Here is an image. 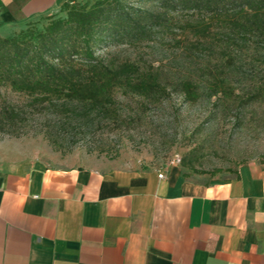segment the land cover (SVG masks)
<instances>
[{"label": "rangeland", "instance_id": "1", "mask_svg": "<svg viewBox=\"0 0 264 264\" xmlns=\"http://www.w3.org/2000/svg\"><path fill=\"white\" fill-rule=\"evenodd\" d=\"M95 1L73 4L88 8ZM129 4L150 5L147 0ZM201 18L172 11L147 40L105 38L93 45L104 62H134L156 72L167 88L156 97L116 87L112 116L85 114L73 102L35 101L0 86V172L111 163L157 168L173 162L190 174L226 178L242 162L264 160V44L252 38L227 46L215 20L210 33L200 36ZM46 22L32 26L42 29ZM27 25L0 35L13 36ZM184 79L196 84V99L184 96Z\"/></svg>", "mask_w": 264, "mask_h": 264}, {"label": "crops", "instance_id": "2", "mask_svg": "<svg viewBox=\"0 0 264 264\" xmlns=\"http://www.w3.org/2000/svg\"><path fill=\"white\" fill-rule=\"evenodd\" d=\"M71 1L0 0V34ZM0 264H264V160L0 172Z\"/></svg>", "mask_w": 264, "mask_h": 264}, {"label": "trees", "instance_id": "3", "mask_svg": "<svg viewBox=\"0 0 264 264\" xmlns=\"http://www.w3.org/2000/svg\"><path fill=\"white\" fill-rule=\"evenodd\" d=\"M147 1L150 5L143 7L129 0H96L86 8L73 0L61 6V14L39 19H47L42 29L32 26L36 20L13 36L0 35V86L35 101L73 102L85 114L112 116L109 105L116 87L156 97L167 88L156 72L141 70L134 62L113 64L96 56L92 47L105 38L144 41L168 22L170 12L186 11L202 17L196 29L200 36L210 33L215 20L227 46L252 38L264 44V0ZM180 86L188 100L196 99L195 83L184 79Z\"/></svg>", "mask_w": 264, "mask_h": 264}, {"label": "built area", "instance_id": "4", "mask_svg": "<svg viewBox=\"0 0 264 264\" xmlns=\"http://www.w3.org/2000/svg\"><path fill=\"white\" fill-rule=\"evenodd\" d=\"M177 161H179V158L177 159ZM172 163H173V162H172ZM159 176H162V173H160Z\"/></svg>", "mask_w": 264, "mask_h": 264}]
</instances>
